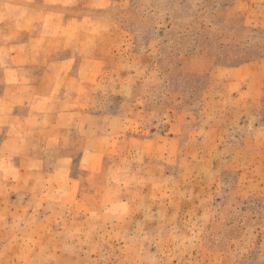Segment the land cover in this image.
<instances>
[{
	"label": "rangeland",
	"instance_id": "374dc122",
	"mask_svg": "<svg viewBox=\"0 0 264 264\" xmlns=\"http://www.w3.org/2000/svg\"><path fill=\"white\" fill-rule=\"evenodd\" d=\"M45 112L82 189L0 264H264V0H0V144Z\"/></svg>",
	"mask_w": 264,
	"mask_h": 264
},
{
	"label": "crops",
	"instance_id": "0c3cea01",
	"mask_svg": "<svg viewBox=\"0 0 264 264\" xmlns=\"http://www.w3.org/2000/svg\"><path fill=\"white\" fill-rule=\"evenodd\" d=\"M47 98H45L46 101ZM63 114L65 113H57L48 120L45 112L43 118L41 117L42 121L33 125L27 124V119L22 121V118H16L15 123L7 126L4 141L0 144V167H8L4 176H0V222L3 224L9 215L6 214L7 217H5L3 210L11 207L8 221L11 226L12 220L23 218V224L17 225L18 232L21 230L46 231L48 218L66 215L67 202L75 203L82 189L81 183L79 185L78 183L83 179L71 175L74 155L59 153L60 145L68 141L66 138H70L72 129L78 126L80 119L78 118L76 123L77 114L68 113L73 118L71 120L69 116L70 121L64 124L61 120ZM21 125L22 128H20ZM38 125L42 127L38 128ZM31 126L33 129H30ZM88 138L95 140L92 133ZM98 151L95 147L88 152L82 150L80 162L86 161L85 168L92 170ZM150 181L157 183L158 180ZM89 193L88 200L90 202L96 200L94 193ZM75 206L79 205L75 204ZM69 209L73 210L72 205ZM32 218L43 222L44 230L28 225ZM13 243V240L10 244L0 243V252ZM33 247L42 248L43 246L39 242V244L34 243Z\"/></svg>",
	"mask_w": 264,
	"mask_h": 264
}]
</instances>
